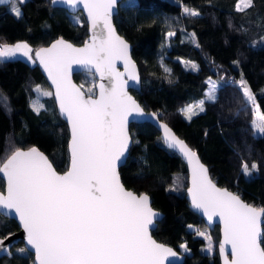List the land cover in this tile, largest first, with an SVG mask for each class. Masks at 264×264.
Returning a JSON list of instances; mask_svg holds the SVG:
<instances>
[{
    "label": "trees",
    "instance_id": "1",
    "mask_svg": "<svg viewBox=\"0 0 264 264\" xmlns=\"http://www.w3.org/2000/svg\"><path fill=\"white\" fill-rule=\"evenodd\" d=\"M237 3L122 0L115 24L133 45L142 78L141 90L133 93L143 107L157 112L198 152L219 185L252 205L264 207V135L256 134L253 108L245 104L241 91L226 88L217 103H206L205 112L191 121L181 111L205 98L209 77L218 82L222 77L238 81L243 73L264 112V44H260L264 38V0H253V6L243 11L236 10ZM19 7L22 15L17 17L9 5L0 6V44L25 41L35 52L60 37L78 45L88 37L82 12L72 14L52 7L51 0H27ZM184 7L198 10L200 15H186ZM169 31L176 35L168 37ZM233 61H239V65ZM191 64L197 68L194 70ZM75 80L86 94H95L94 74L78 73ZM37 86L51 91L36 62H0V97L6 98L0 103V167L16 147H36L49 156L59 172H64L70 160L68 126L53 96L43 98L47 111H33ZM131 136L133 144L120 175L126 187L148 193L153 207L164 213L153 235L179 251L186 244L189 252H184L183 264H221L219 226L210 230L213 252L207 251V240L190 228L206 224L189 207L185 162L166 147L159 131L148 122L131 124ZM242 160L249 167L252 162L259 166L251 180L241 172ZM4 186L0 176V189ZM18 229L15 220L0 215V237ZM24 247L23 243L16 245L13 256L0 258V264H35L31 252L20 255L18 250Z\"/></svg>",
    "mask_w": 264,
    "mask_h": 264
},
{
    "label": "snow or ice",
    "instance_id": "2",
    "mask_svg": "<svg viewBox=\"0 0 264 264\" xmlns=\"http://www.w3.org/2000/svg\"><path fill=\"white\" fill-rule=\"evenodd\" d=\"M26 2L0 0V5H9L19 17L22 12L18 5ZM51 3L73 9L82 5L91 21V42L76 48L61 38L48 48H40L34 57L27 42L3 43L0 44V62L13 60L20 54L43 66L55 91L41 92L39 86L34 91L37 101L41 96H54L60 113L70 124L71 166L60 175L36 147L27 150L16 147L0 167V173L7 180V194L0 193V215L9 219L18 217L26 233V247L18 251L24 256L30 247L38 264H165V261L172 264L169 258H175L177 253L157 243L150 235L149 228H155L159 214L150 207L149 196L126 190L117 172V164L124 162L132 142L128 118L133 113L145 115L127 92L129 81L139 84V75L128 44L116 34L112 24L118 0H51ZM252 6L253 0H238L236 10ZM183 13L192 17L200 15L198 10L188 7H184ZM174 35L173 31L167 33L168 37ZM117 61L123 62L124 72L117 70ZM233 63L239 65V61ZM73 64L94 68L101 80L108 78L107 85H99L98 98H93L91 91L86 96L72 84ZM191 67L195 70L197 65L191 64ZM208 83L205 98L181 110L187 120L205 112L206 103L214 105L220 93L234 87L241 91L245 104L253 108V128L264 135V112L243 73L238 81L222 77L216 83L209 77ZM4 102L6 98L0 97V103ZM31 107L37 114L42 109L47 111L43 103L35 102ZM150 115L163 129L167 147L176 150L191 166L192 186L188 192L192 206L209 221L218 216L223 223L220 252L224 264H264V247L261 246L264 207L252 206L239 195L218 188L196 152L166 123L159 122V114ZM258 169L256 162L249 167L247 161H241V172L248 180ZM11 235L0 238V253L7 256L13 255L12 245L5 244ZM226 245H230L231 261L225 254ZM180 247L188 251L186 244Z\"/></svg>",
    "mask_w": 264,
    "mask_h": 264
},
{
    "label": "water",
    "instance_id": "3",
    "mask_svg": "<svg viewBox=\"0 0 264 264\" xmlns=\"http://www.w3.org/2000/svg\"><path fill=\"white\" fill-rule=\"evenodd\" d=\"M121 2H122V0H118V6H117L116 14H115V15L113 16V18H112V24H113V26H114V28H115L116 34L119 35L121 38H123V39L126 41V43L128 44V46H129V55H130V57H131V60H132V61L134 62V64L136 65V71H137V73H138V75H139V84H136L134 81H129V87H127V92H128V94H129V95H130V96H131V97H132V98H133V99H134V100L140 105V107L144 110L145 115H144V116H138V115H136L135 113H133V114H132L131 116H129V118H128V126H127V127H128V134H129L130 140H131L132 142H131L130 145H129V150H128V152L125 154V155H126V159L124 160V162H123V163L118 162V164H117V172H118L119 177H120V182H121V184L124 186V188H125L126 190H128V191H132L133 193L139 195V194H142V193H138V192H136L134 189H131V188L126 187V185L123 183L122 178H121V175H120V168H121L123 165L126 164V162H127V160H128V157H129V152H130L131 146H132V144H133V140H132V136H131V124H133V123H145V122H148V123L152 124V125H153L154 127H156V129L159 131L162 141H163V129L158 127V123H157V122H154L152 116L150 115V114H152V113H157V112H155V111H153V110L149 111V110H147L146 108H144L143 105L140 103V101L136 98V96H135L134 93H133V91H140V90H141L142 78H141V74H140L139 65H138L137 61L135 60V58L133 57V53H132V52H133V45H132V44H131V43H130L125 37H124V35H122V34L119 32V30H118V28H117V26H116V24H115V16L118 14V11H119V4H120ZM51 5H52V7H60V8H64V9H66L69 13H72V14H76V13H78V12H82L83 15H84V17H85V19H86V21H87V25H88V37H87L86 41H85L83 44H80V45L75 44V43H73V42L70 41V40H67V39H64V38L60 37V38H57V39L53 40L50 44H48V45H44V46H42V47H40V48H48V47H50L54 42H56L57 40H59V39H61V38H62L64 41H66V42L72 44L73 47H76V48L83 47V46L85 45L86 42H91V41H90V38H91V35H92V31H91V21L89 20L88 15H87V12H86V10L83 9V6H82V5H80L79 8H77V9H73V8L67 6V5H64V4L53 5V4L51 3ZM0 6H8V5H0ZM40 48H38L36 51H38ZM36 51H35V52H36ZM36 63H37V65L39 66V68H40L41 72L43 73V75L45 76V78H46V80H47V82H48V84H49V86H50L52 92L54 93L55 88H54V86L52 85L51 80H50V78L48 77L47 72L44 70L43 66L39 63V61H36ZM116 68H117V70L120 71V72H124V71H125V69H124V65H123V62H122V61H117V62H116ZM82 72H90V73L94 74V76L96 77V84H95V91H96V92H95L93 98H98V95H99V85H100L101 83H104L105 85H107V84H108V78H105V79L101 80V78H100V74H99L98 72H96L94 68L83 67V66H81V65L73 64L72 67H71V71H70V79H71V82H72V84H74L77 88H79L82 92H84L86 96H87V94H86V92L84 91V89H83V88L81 87V85L75 80V75L78 74V73H82ZM125 79H127V74L125 75ZM53 99H54L55 104H56V106H57V110H58L59 115H60V116L62 117V119L67 123V126H68V130H69L68 150H69V156H70V141H71V128H70V124H69V122L64 118V116L60 113V111H59V107H58V102L55 100L54 96H53ZM157 114H158V113H157ZM159 116H160V115H159ZM159 122H160V123H166V124L169 126V128L172 129V131L174 132V134H175L179 139L183 140V141L188 145L189 148H191L193 151L196 152V154H197V156H198V158H199L200 163H202V164L208 169V175H209V178L213 181V183L216 184V186H217L218 188H221V189H227L228 191H230V192H232V193H234V194L239 195L238 193L232 191L231 189H229V188H227V187H225V186H221V185H219V184H218V183L212 178L211 173H210V170H209V167H208V166L202 161V159H201L200 155L198 154V152H197L195 149H193V148L188 144V142H187L185 139H183L181 136H179V135L176 133V131H175V130H174V129H173V128L167 123V122L163 121L161 118H160ZM163 142H164V141H163ZM164 144H165V143H164ZM165 145H166V144H165ZM166 147H167V145H166ZM30 148H31V147H30ZM167 148H168V147H167ZM21 149H22V150H27V149H29V148H21ZM37 149H38L40 152L44 153L45 156L48 157L49 161H50V162L52 163V165H53V168L56 170V172H57L58 174L63 175L64 173H66V172L70 169V166H71V156H70V160H69V167H68V169H67L66 171H64V172H59V171L56 169V167L54 166V164H53V162L51 161V159L49 158V156H48L45 152H43L42 150H40L39 148H37ZM170 150L174 151L177 155H179V156L182 158V160L185 162L186 166H187V171H188V186H187V188H186V198H187V200L189 201V207H190V209H191L192 211H194L195 213H197V214H198V215L204 220L205 224L208 226V228H209L210 230H213L216 226H219V230H220V240H219V244H218V254H219V258H220V262H221V264H224V257L221 255V252H220V245L223 243V239H224L223 223L220 221V219H219L218 216H217V217H213V220H212V221H209L206 215H204L201 211L195 209V208L192 206L191 196H190V194H189V192H188V189L192 186V185H191V179H192L191 166L188 164L187 160H186L181 154H179L176 150H174V149H170ZM122 159H123V158H122ZM4 162H6V160H5ZM4 162H3V163H4ZM3 163H2V165H3ZM2 165H1V167H2ZM0 176L2 177V179L4 180V183H5L4 189H0V193H3V194L6 195V194H7V180H6V177L3 175V173H0ZM143 194H147V195L149 196L150 207L152 208V210H153L154 212H156V213L159 214V219H157V220L155 221V228H152V226H150V228H149L150 235L152 236V238H153L154 240L157 241V243L163 244V245H165L166 247H170V248L173 249V251H175V252L177 253V256H176L175 258H173V257H170V258H169V260L172 261V264H183L184 261H185V259H186V254H185L184 252L179 251V250H177L176 248H174V247H172V246H170V245H168V244H166V243H163V242L159 241V240L156 239V237L153 235L152 232H153V230H155V229L157 228L158 223L164 218V213L161 212L160 210H157L156 208L153 207L151 196H150L148 193L143 192ZM239 196H240V195H239ZM240 198H241L244 202L248 203V202L245 201L241 196H240ZM248 204H250V203H248ZM250 205H252V204H250ZM252 206H255V205H252ZM255 207H257V206H255ZM258 208H259V207H258ZM6 218H7V217H6ZM12 220H15V221H16V223L18 224L19 229L16 230V231H14V232H11L12 235L9 237V240H6V241H5V244H6V245H7V244H11V245H12V247L10 248V251H11V252H12L13 248H14L16 245H19L20 243H23L24 246L26 247V233H25V231H24V229H23V226H22L21 223L19 222L18 217L13 216ZM261 231H262V233H264V217H262ZM7 235H8V234H7ZM0 238H3V237H0ZM261 246L264 247L263 244H262ZM225 250H226L225 254L227 255L228 260L231 261L232 257H231V254H230V245H226V246H225ZM29 252H31V253L34 255V263H35V264H38V261H36V258H35L34 250H32V249L29 247ZM12 253H13V252H12ZM12 256H13V255H12ZM12 256H7V255H4V254L0 253V258H2V257H12ZM165 264H168V261H165Z\"/></svg>",
    "mask_w": 264,
    "mask_h": 264
},
{
    "label": "rangeland",
    "instance_id": "4",
    "mask_svg": "<svg viewBox=\"0 0 264 264\" xmlns=\"http://www.w3.org/2000/svg\"><path fill=\"white\" fill-rule=\"evenodd\" d=\"M18 7H19V5H18ZM20 8V7H19ZM190 9H193V8H190ZM20 11H21V9H20ZM20 17V16H19ZM21 42H25V41H21ZM28 43V42H27ZM8 44H10V43H8ZM15 44V43H14ZM29 44V43H28ZM260 44H264V40H262V42L260 43ZM255 45H256V43H255ZM29 46L33 49V47L29 44ZM32 55H33V57L35 56V52H34V49H33V52H32ZM15 59H22V60H25V61H27L28 63H31V64H35V63H33L32 61H29L26 57H23V56H21L20 54H17V57L15 58ZM181 60L183 61V63H185L184 61V59H182L181 58ZM209 81V80H208ZM211 81L212 82H216V83H219L217 80H215L214 78H211ZM41 89V92H51L50 91V89L49 88H47V87H41L40 88ZM254 94V93H253ZM45 96H41L40 98H39V101H37V96L33 99V101H32V104L33 103H35V102H38V103H43L44 104V101H43V98H44ZM197 102H195V103H192V104H190V105H195ZM187 107V106H186ZM261 110V109H260ZM198 111V110H197ZM262 112V111H261ZM256 134H259L258 132H256ZM259 135H261V134H259ZM192 230H195L196 232H197V234L198 233H204V235H199V236H202V237H204L206 240H207V242H208V246H207V251L208 252H213V250H214V240H213V238H212V235H211V233H210V229L208 228V226L206 225V226H191L190 227ZM207 237V238H206ZM181 251L182 252H186V251H184V249L183 248H181ZM187 252H189V250L187 251Z\"/></svg>",
    "mask_w": 264,
    "mask_h": 264
}]
</instances>
